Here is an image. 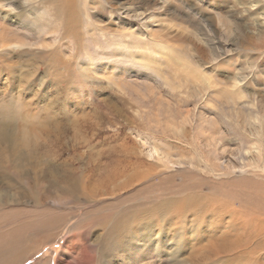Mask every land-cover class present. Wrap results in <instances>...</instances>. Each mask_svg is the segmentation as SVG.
Masks as SVG:
<instances>
[{"label":"rangeland","instance_id":"rangeland-1","mask_svg":"<svg viewBox=\"0 0 264 264\" xmlns=\"http://www.w3.org/2000/svg\"><path fill=\"white\" fill-rule=\"evenodd\" d=\"M64 2L0 0L1 264H264V0Z\"/></svg>","mask_w":264,"mask_h":264},{"label":"bare ground","instance_id":"bare-ground-1","mask_svg":"<svg viewBox=\"0 0 264 264\" xmlns=\"http://www.w3.org/2000/svg\"><path fill=\"white\" fill-rule=\"evenodd\" d=\"M65 2V6H63V5H61L60 3L58 4L59 5V10L60 11H62L64 14H65V20H64V26H66V29L70 32V34L71 33H73V36H75V37H77V32L78 31H71V27H75V26H77L81 21H80V19H79V13H78V11H81L80 9L78 10L77 8H76V0H64ZM240 4V3H239ZM244 8V7H243ZM245 10H246V8H244ZM83 12V11H82ZM61 14V13H60ZM235 18H237L236 16H235ZM239 19V18H238ZM236 20V19H235ZM221 23H223V27H225V28H229V26H230V22H229V20H226V19H222V21H220ZM233 24H235V26H237L238 28H239V22L238 21H235V22H233ZM75 29V28H74ZM240 30V29H239ZM65 33V32H64ZM12 34L13 33H10V31L8 30V29H4V30H1V35H0V38H2V41H8L9 39L11 40L12 39ZM259 34V33H258ZM72 35V34H71ZM71 35H68L69 36V38H70V36ZM36 79V78H35ZM234 83H233V85H232V88L234 89V91L237 93V94H239L240 93V89H241V82L240 81H238L237 79H235L234 81H233ZM27 113V112H26ZM27 114H30V113H27ZM25 116L26 115H22V121H23V123L27 126L28 125V129H29V127H32V130H33V125L31 124V122L30 121H28V119L27 118H25ZM28 117V116H27ZM8 118V116H6V119ZM29 118V117H28ZM8 119H11V118H8ZM7 119V120H8ZM5 122V121H4ZM4 122H3V125H4ZM35 126V125H34ZM4 138H6L5 137V135H4ZM5 140V139H4ZM27 156V155H26ZM28 156H29V154H28ZM190 204V201L189 200H186V202H184V203H181V205L184 207V206H188ZM163 207V206H162ZM158 208V207H157ZM161 208V207H160ZM160 210V209H159ZM155 211H157L156 209H155ZM160 212V211H159ZM148 214H150V213H148ZM148 214L146 213V215H143V214H140L139 215V217H138V219H137V221H136V223L135 224H137V225H141V223L146 219V216L148 217ZM151 216V215H150ZM157 221V219L155 220H153L152 221V223H154V222H156ZM150 222V221H149ZM252 231V230H251ZM77 240V239H76ZM69 243H72V240H70V238L68 237L67 239H66V241H65V244L63 245V247H62V250H61V252H62V254H60V257H59V264H64L63 262H64V260H62L63 259V257L65 256V253H66V250L68 249V244ZM83 251L84 252H86V255H88V252H87V250H85V249H83ZM244 251V250H243ZM17 254H14V256L13 257H11V258H9V259H7V260H5V262H6V264H10V263H12V264H14V263H16L17 262V260H19V256L22 254V256H20V257H23V255H25V253H24V251L23 250H19L18 252H16ZM1 256H2V254H0V258H1ZM262 259V258H261ZM4 261V260H3ZM13 261V262H12ZM2 263V258L0 259V264ZM68 264V263H67Z\"/></svg>","mask_w":264,"mask_h":264}]
</instances>
